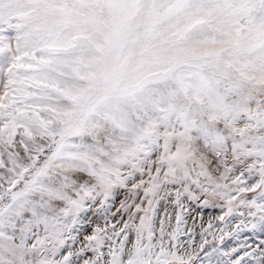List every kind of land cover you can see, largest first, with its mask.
<instances>
[{"label": "snow or ice", "instance_id": "obj_1", "mask_svg": "<svg viewBox=\"0 0 264 264\" xmlns=\"http://www.w3.org/2000/svg\"><path fill=\"white\" fill-rule=\"evenodd\" d=\"M0 264H264V0H0Z\"/></svg>", "mask_w": 264, "mask_h": 264}, {"label": "rangeland", "instance_id": "obj_2", "mask_svg": "<svg viewBox=\"0 0 264 264\" xmlns=\"http://www.w3.org/2000/svg\"><path fill=\"white\" fill-rule=\"evenodd\" d=\"M216 215H219V211L218 210H205V214H204V222H205V224L207 223V221L210 219V218H213L214 216H216ZM126 218V217H125ZM213 222L214 223H216V221L215 220H213ZM192 223H193V221H192V219H191V217H189L188 218V225L189 226H192ZM197 232H199V227L197 226ZM248 235H250V234H248ZM199 239V236H197V240ZM256 239H259V237H257ZM250 242H251V240H250ZM229 245H231V244H234L235 243V241H232V240H229L228 242H227Z\"/></svg>", "mask_w": 264, "mask_h": 264}]
</instances>
